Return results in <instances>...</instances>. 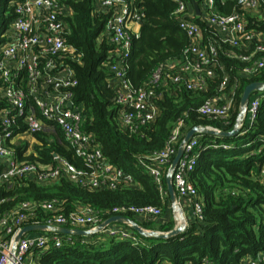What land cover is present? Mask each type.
Masks as SVG:
<instances>
[{"label": "built area", "instance_id": "2783aa9c", "mask_svg": "<svg viewBox=\"0 0 264 264\" xmlns=\"http://www.w3.org/2000/svg\"><path fill=\"white\" fill-rule=\"evenodd\" d=\"M78 1L14 0L8 3L13 17L0 43V101L5 104L0 110L1 183L23 178L45 185L63 177L89 188L135 186L130 175L104 159L92 134L83 129V108L74 101L77 80L66 59L72 58L75 50L66 36L71 3ZM173 1L176 3L173 15L178 28L188 39V46L179 60L158 66L146 85L136 88L128 78V58L133 35L137 34L143 16L142 9L136 0H93L94 11L108 15L102 35L115 47L107 63V84L113 89V101L119 108L117 121L120 128L137 133L141 127L152 123L158 115L156 89L163 88L165 83L192 93H205L219 71L215 95L202 103L198 113L219 122L221 127L199 128L217 132L236 129L240 134L246 133L258 115L264 92L251 93L242 122L239 121V105L232 128L223 129L231 125L237 83L227 86L228 74L219 55L245 63L242 76H255L264 70V34L248 28L244 17L245 13L259 15L264 0H237V8L229 14L216 12L215 0H195L199 15L192 2ZM224 45L232 49L225 50ZM182 127L183 120L176 122L163 148L139 160L161 196L168 193L163 187L162 175L168 173L186 134ZM56 128L88 171L77 169L56 155L55 165L19 158L13 146L18 138H29L39 132L53 134ZM200 135L197 133L182 145V156L171 173L175 206L179 199L188 201L196 220L202 219L203 200L189 176L199 157ZM261 178L264 183V170ZM40 213L45 216L41 221ZM111 213V217L132 214L141 221L161 216L160 208L152 205L115 207ZM103 222L89 206L78 205L65 212L58 199L24 201L0 214V264H42L40 259L45 250L60 248L64 242H72L70 237L76 236L61 234V228L94 232ZM30 225H43L45 229L15 240L22 228ZM130 229L127 222H121L107 225L100 233L134 242L135 235ZM239 264H264V244L255 256H247Z\"/></svg>", "mask_w": 264, "mask_h": 264}, {"label": "trees", "instance_id": "16d2710c", "mask_svg": "<svg viewBox=\"0 0 264 264\" xmlns=\"http://www.w3.org/2000/svg\"><path fill=\"white\" fill-rule=\"evenodd\" d=\"M14 0H5V5ZM193 2L195 0H185ZM199 1V0H197ZM142 9L137 34L133 35L128 58V78L136 87H144L154 70L169 61L179 60L188 46V39L173 15V0H136ZM9 8V21L12 9ZM67 41L75 50L66 62L74 72L77 86L74 101L83 108V129L92 134L105 160L133 178L134 187L108 189L89 188L60 178L39 185L26 179L0 182V214L24 201L58 199L64 211L85 205L97 212L101 221L121 206L152 205L166 216L170 209L168 193L161 196L152 178L140 164V159L159 151L165 145L170 130L183 120L182 131L193 127H221L219 122L198 113V108L215 95L221 73L210 83L209 91L192 93L165 83L156 89L158 106L156 119L137 133L120 128L119 108L113 101V89L107 84V63L115 47L102 35L106 19L104 12L94 11L93 0L71 3ZM237 8V0H215L216 12L229 14ZM260 13H245L248 28L264 34V2ZM7 24L0 29V43ZM223 49L231 50L229 45ZM228 74V87L237 83L230 130L239 114L244 88L253 82L264 83V70L251 77L241 75L245 63L224 54L219 55ZM5 104L0 101V110ZM248 126V125H247ZM246 126V127H247ZM30 138V140H29ZM29 138H18L13 144L19 158L32 163L55 165L56 159H66L77 169L88 171L81 159L68 147L59 129L53 134L39 132ZM28 140L30 143H28ZM200 153L189 180L202 197V219L194 220L185 231L172 237L145 236L134 229L135 241L108 237L88 242L91 236H72L60 248H48L41 255L42 264H239L247 256H255L264 244V94L255 121L244 134L216 136L201 134ZM2 166H0V170ZM165 172L161 181L167 189ZM40 221L45 218L39 214ZM123 217L142 229L167 233L175 228L174 219L139 220L132 214Z\"/></svg>", "mask_w": 264, "mask_h": 264}, {"label": "water", "instance_id": "95a60500", "mask_svg": "<svg viewBox=\"0 0 264 264\" xmlns=\"http://www.w3.org/2000/svg\"><path fill=\"white\" fill-rule=\"evenodd\" d=\"M31 1H36V0H31ZM192 4H193L194 10L196 12V15H199L200 13L198 11L197 2L193 1ZM138 36H139V34H137V37ZM255 91H263L264 92V83L253 82V83L248 84L244 88L242 95H241V98H240V103H239V105L241 107V112L239 114V121L240 122H242L243 115L245 114L246 103H247L251 93H253ZM68 106H71V104L69 103ZM197 133L211 134V135H216V136H234V135H237L239 132L236 129H233L231 131L217 132V131L210 130L207 128L193 127L185 134L183 141L181 142V144L178 147V150H177L175 157L171 161V164H170L169 169H168V173L165 176L167 192H168L169 200H170L171 207L173 210L177 207L175 206L176 196H175L173 185L171 183V180H172V174L171 173L175 169L180 157L182 156V153H183L182 145L185 142H187L192 136L196 135ZM121 222H127L131 226L132 229H134L135 231H137L141 235L156 236V237H162V238L175 236V235L185 231V229H186V227L184 225H180V226L175 227L173 230H171L167 233H159L156 231H147V230L142 229L137 223H135L132 220H129L126 217L113 216V217L106 219L103 223H101L94 232H91L89 230H83V229L69 230L66 228H61L59 230V232L61 234H66V235L91 236L93 234L100 233L107 225L114 224V223H121ZM43 229H45V226H43V225L26 226V227L22 228V230L17 234V236L15 237V240H18L19 238H21L23 235H26L27 233L34 232V231H40Z\"/></svg>", "mask_w": 264, "mask_h": 264}, {"label": "crops", "instance_id": "0c3cea01", "mask_svg": "<svg viewBox=\"0 0 264 264\" xmlns=\"http://www.w3.org/2000/svg\"><path fill=\"white\" fill-rule=\"evenodd\" d=\"M249 14H251V13H249ZM178 203L179 204H178L177 208H175L174 210L172 209L171 203H170V209H169L173 215L172 217H173L174 222H175V227L180 226V225H184L185 227H188L195 220V216L193 214L192 206L186 200L179 199Z\"/></svg>", "mask_w": 264, "mask_h": 264}, {"label": "rangeland", "instance_id": "374dc122", "mask_svg": "<svg viewBox=\"0 0 264 264\" xmlns=\"http://www.w3.org/2000/svg\"><path fill=\"white\" fill-rule=\"evenodd\" d=\"M8 19H9V8L6 7L5 0H0V29L7 24ZM7 26H8V24H7ZM255 93L262 94V92H255ZM255 93L253 92L252 94H255ZM29 140H30V138H29ZM29 140H28V143H30ZM17 141H18V139H17ZM172 216L173 215H172V213L169 210V212L167 213V215L165 217H167V219L168 218L169 219L170 218L173 219ZM165 217L161 215L158 220L162 221ZM116 226H120V224H116ZM36 233L37 232H30V233H27L26 236H33V235H36ZM104 237H105V235L103 233H98V235L89 238L88 242L96 241V240L99 241L100 239H102Z\"/></svg>", "mask_w": 264, "mask_h": 264}]
</instances>
